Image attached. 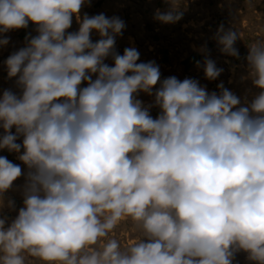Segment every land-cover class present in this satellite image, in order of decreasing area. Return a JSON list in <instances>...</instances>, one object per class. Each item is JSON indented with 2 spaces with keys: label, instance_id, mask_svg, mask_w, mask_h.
Returning <instances> with one entry per match:
<instances>
[{
  "label": "clouds",
  "instance_id": "1",
  "mask_svg": "<svg viewBox=\"0 0 264 264\" xmlns=\"http://www.w3.org/2000/svg\"><path fill=\"white\" fill-rule=\"evenodd\" d=\"M162 2L155 21L183 19ZM92 3L0 0V54L26 30L0 62V264H264V39L242 58L221 23L212 39L251 87L209 90L121 54L125 21ZM194 51L216 81L207 44Z\"/></svg>",
  "mask_w": 264,
  "mask_h": 264
},
{
  "label": "rangeland",
  "instance_id": "2",
  "mask_svg": "<svg viewBox=\"0 0 264 264\" xmlns=\"http://www.w3.org/2000/svg\"><path fill=\"white\" fill-rule=\"evenodd\" d=\"M130 1L132 2V9H133V11L135 13H137V12L140 13L141 12L140 15L143 18L142 23L143 22L144 23L143 24L142 23L140 24L141 25V27H139L140 29L137 27L136 23H133L131 25L133 27L128 26L129 28H127V26H126V29L124 30L123 34L124 35H127V37L126 36H122L121 38L120 37L117 38V41L119 40L117 42L118 43L117 44V50L121 54L123 53V49H124L122 47H127V43H128V41H129V39L131 37L130 35H132V37H133L134 36L133 34H135V36L133 38L140 37V38H142V42H143V44H142L143 50H141V52H140V54H141V60L142 61L155 60V62L157 64H159V66H160L161 73H162V77H167V76H170V75H175L178 78L183 79L185 77H191L192 76V78H196V79H199L200 81H202L201 82L202 84H206L208 86V89L209 90H216V85L218 83H220L221 81H223L225 87H227V88H229L231 90L235 89L233 91H235L238 95H240L241 92H243V91L245 92V89H247L248 86L249 87L251 86L250 81H248V82L245 81L243 83L240 80V78H241L240 75H244L245 74V70L243 69V67H237V69H236V74H237L236 76H239L240 78H237L235 80L236 81L239 80L240 83H239V81L235 82V80H232L233 82L232 83H229L228 82L229 79L226 78L223 74L216 81L209 82V81L205 80L204 79V76H202L203 75L202 70L197 69L195 67V64H194V59L195 60H202L203 57L201 55H199L196 51H194V46L192 47V45H195V47L199 48L201 45H204L206 43L207 44V47L209 48L210 53H211L210 54V58L213 59V60H215L216 63H217V66L223 68L225 71L228 70V69H230V67L232 65L240 64L241 61H237L234 58H231V57H228V56L222 54L220 52V50H219V47H218L216 41L214 39H212V37L215 35V33L217 31V28H218V26L221 23L224 24L225 29L231 28L232 30L237 31V33L240 36V39H238V41L236 42V43H238V44H236V47L239 49L240 55L243 58L247 54V50H248L247 49V45L251 44L252 42H254V41L258 40V39H264V35H263V33H264V2L263 1L264 0H201V1L200 0H196V1L195 0H179V7H180V10L184 11V16H183V19L181 21H179L178 23H176L174 25H163V24H160L159 22L155 21L153 19V17H152V16H154L153 14L155 13L156 8H159L161 10H164V9H166L168 7V5L165 4V3H163L162 0H150V2L152 1L150 3L152 5L147 4V3H149V0H138V1L137 0H134V1L133 0H130ZM183 1L185 2V4L183 3ZM125 2H126V0H93L92 6L89 7V8H85L84 11H87L90 15H94V14L100 13V11H101V12H104L105 14H107V15L110 14V16L117 15V16L120 17V16H122L119 13L120 12V8L121 7H124ZM145 3H146V5H145ZM199 4H200V6H199ZM115 5H116V7H115ZM118 5L120 6V8H119ZM202 5H203V7H202ZM143 6L144 7L147 6V7L144 8ZM193 6H194V8H193ZM139 7H141V8H139ZM198 8L199 9L201 8V9L198 10ZM144 9H146V10H144ZM111 10L114 11V12H112ZM201 10H203V11H201ZM92 11H93V13H92ZM204 11L206 13H204ZM202 13H203L204 16L205 15L206 16L205 17H202L203 16ZM197 14H198V16H200V18L197 16ZM228 14H230V15H228ZM245 17H247V18L245 19ZM209 18H211L210 21H209ZM196 19H197V22L202 20L201 23H199V22L197 23L196 22ZM203 19L206 21V23H204L205 21ZM144 20H146V21H144ZM234 20H235V22H234ZM192 22H194L193 25H191ZM207 22L210 23V24L208 25ZM233 22H234V24L231 25ZM247 22H249V24H247ZM229 23H231V24L229 25ZM235 25H237V26H235ZM240 25H241V27H240ZM73 26L74 27H73L72 30H75L76 27H77L75 25V23L73 24ZM182 27L183 28L185 27V28L183 29ZM237 27H239V28H237ZM246 28H247V30H245ZM128 29L130 30V32H129ZM29 30H31V26H30V29ZM143 30H145V31H143ZM190 30H191V33H189ZM204 30H205V32H204ZM244 31L246 33H244ZM13 32H11V33L8 34L11 37V39H12L11 40L12 45H9L8 46V48H7V50H8L7 55L10 53V50L11 49L14 50L15 47L16 48H19V46L20 45L23 46V43H24V37H25L26 30H18V32L17 31H13ZM197 32L198 33L201 32V33L198 34ZM239 32H241V33H239ZM255 32H256V34H255ZM206 33H207V35H206ZM140 34L142 36H139ZM250 36H251V38H250ZM197 37H199L200 39L197 38ZM124 40H126V41H124ZM173 40H174V42H173ZM153 42H155V43H153ZM196 42H198V43H196ZM153 45H154V47H153ZM13 46H15V47L13 48ZM149 46H151V49L149 48ZM147 52L149 54H151L153 57L156 56V58H152L151 55H149ZM6 56L3 57V58H0V62H2V60L4 58H6ZM225 59H227V60H225ZM173 60H174V62L177 61V63L175 64L173 62ZM226 61H230V63H226ZM179 65L181 66L180 67L181 69L183 68L182 70L179 68ZM165 66H166V68H165ZM167 67H169L170 69L169 68L167 69ZM0 68H1L0 70L3 72L4 70L2 69V67H0ZM174 68H175V71H174ZM167 70L168 71L169 70L170 71L172 70L174 72L171 73L172 71L171 72L170 71L168 72ZM1 71H0V74H2V75H0V80H1L0 81L1 82L0 83V87H10L12 82L11 81H8L6 79V72H3L2 73ZM241 72L244 73V74H242ZM245 83H247V85ZM244 92L241 95H243ZM9 158L12 159L11 156ZM15 194H17V195H15ZM7 195L10 196V197H12V198H14L17 201V205L20 204V196H19V193L18 192H16V191H10ZM116 236H117V238H119V235L118 234ZM237 261H238V264H247V261L245 259V255L243 253H241V254H239L237 256ZM39 262L40 261L35 260V264H40Z\"/></svg>",
  "mask_w": 264,
  "mask_h": 264
},
{
  "label": "bare ground",
  "instance_id": "3",
  "mask_svg": "<svg viewBox=\"0 0 264 264\" xmlns=\"http://www.w3.org/2000/svg\"><path fill=\"white\" fill-rule=\"evenodd\" d=\"M134 1V0H133ZM138 1V0H137ZM196 1V0H195ZM201 1V0H200ZM120 2V1H119ZM124 2V1H123ZM152 2V1H151ZM150 2V0H149V3H147V4H150L151 3ZM262 2V1H261ZM264 2V1H263ZM137 3V2H136ZM154 3V2H153ZM183 3L185 4V2L183 1ZM188 3V2H187ZM193 4V3H192ZM203 4V3H202ZM113 5V4H112ZM122 5V4H121ZM134 5V4H133ZM145 5H146V3H145ZM150 5H152V4H150ZM205 5V4H204ZM110 6V5H109ZM119 6V5H118ZM199 6H200V4H199ZM105 7V6H104ZM115 7H116V5H115ZM144 7V6H143ZM147 7V6H146ZM146 7H144V8H146ZM202 7H203V5H202ZM201 7V8H202ZM119 8H120V6H119ZM136 8V7H135ZM139 8H141V7H139ZM150 8V7H149ZM154 8V7H153ZM193 8H194V6H193ZM200 8V9H201ZM110 9V8H109ZM114 9V8H113ZM137 9V8H136ZM152 9V8H151ZM157 9V8H156ZM199 8H198V10H200ZM206 9V8H205ZM85 10V9H84ZM90 10V9H89ZM144 10H146V9H144ZM193 10V9H192ZM207 10V9H206ZM205 10V11H206ZM112 11V10H111ZM119 11V10H118ZM153 11V10H152ZM151 11V12H152ZM201 11H203V10H201ZM204 11V13H206ZM257 11V10H256ZM101 12V11H100ZM112 12H114V11H112ZM263 12V11H262ZM92 13H93V11H92ZM108 13V12H107ZM122 16H120V18L121 19H123L124 21H125V23H126V26H127V28H129L128 26H131L133 23H136V25H137V27L139 28V27H141V23H142V21H143V18H142V16L140 15V13L139 12H137V13H135L134 11H133V9H132V2L130 1V0H126V2H125V4H124V7H121L120 8V12H119ZM143 13V12H142ZM208 13V12H207ZM221 13V12H220ZM257 13V12H256ZM200 14V13H199ZM259 14V13H258ZM109 16H110V14H108ZM154 15V14H153ZM202 15H203V13H202ZM228 15H230V14H228ZM197 16H198V14H197ZM206 16V15H205ZM204 15L202 16V17H205ZM208 16V15H207ZM144 17V16H143ZM153 17V16H152ZM194 17V16H193ZM196 17V16H195ZM199 18H200V16H198ZM211 17V16H210ZM231 17V16H230ZM247 17H245V19H246ZM254 18V17H253ZM146 19V18H145ZM210 19L211 18H209V21H210ZM232 19V18H231ZM148 20V19H147ZM191 20V19H190ZM199 20V19H198ZM204 20V19H203ZM207 20V19H206ZM144 21H146V20H144ZM150 21V20H149ZM202 21V20H201ZM201 21H198L199 23H201ZM205 21V20H204ZM229 21V20H228ZM196 22H197V19H196ZM197 22V23H198ZM230 22V21H229ZM234 22H235V20H234ZM234 22L231 24V23H229V25L231 24V25H233L234 24ZM144 23V22H143ZM142 23V24H143ZM148 23V22H147ZM193 23L194 22H192L191 23V25H193ZM196 23V24H197ZM204 23H206V21L204 22ZM208 23V22H207ZM154 24V23H153ZM185 24V23H184ZM210 23H208V25H209ZM247 24H249V22H247ZM253 24V23H252ZM155 25V24H154ZM164 25V24H163ZM201 25V24H200ZM206 25V24H205ZM145 26V25H144ZM157 26V25H156ZM155 26V27H156ZM235 26H237V25H235ZM239 26V25H238ZM74 27V26H73ZM131 27H133V26H131ZM153 27V26H152ZM151 27V28H152ZM193 27V26H192ZM199 27V26H198ZM211 27V26H210ZM232 27V26H231ZM240 27H241V25H240ZM245 27V26H244ZM252 27V26H251ZM136 28V27H135ZM144 28V27H143ZM163 28V27H162ZM183 28V27H182ZM185 28V27H184ZM183 28V29H184ZM191 28V27H190ZM228 28V27H227ZM237 28H239V27H237ZM248 28V27H247ZM247 28L245 29V30H247ZM132 29V28H131ZM140 29V28H139ZM155 29V28H154ZM182 29V30H183ZM201 29V28H200ZM208 29V28H207ZM129 30V29H128ZM209 30V29H208ZM251 30V29H250ZM143 31H145V30H143ZM185 31V30H184ZM196 31V30H195ZM194 31V32H195ZM210 31V30H209ZM241 31V30H240ZM18 32V31H17ZM129 32H130V30H129ZM140 32V31H139ZM193 32V31H192ZM204 32H205V30H204ZM213 32V31H212ZM237 32V31H236ZM242 32V31H241ZM241 32H239V33H241ZM253 32V31H252ZM261 32V31H260ZM14 33V32H13ZM142 33V32H141ZM146 33V32H145ZM164 33V32H163ZM175 33V32H174ZM189 33H191V30H190V32ZM198 33V32H197ZM201 33V32H200ZM200 33H198V34H200ZM243 33V32H242ZM244 33H246L245 31H244ZM254 33V32H253ZM139 34V33H138ZM137 34V35H138ZM183 34V33H182ZM214 34V33H213ZM252 34V33H251ZM250 34V35H251ZM255 34H256V32H255ZM130 35V34H129ZM134 36H135V34H133ZM192 35V34H191ZM194 35V34H193ZM206 35H207V33H206ZM205 35V36H206ZM245 35V34H244ZM258 35V34H257ZM263 35H264V33H263ZM15 36V35H14ZM123 36H126L127 37V35H124L123 34ZM131 36V37H130ZM129 37H130V39H129V41H128V43H127V47H129V46H135L138 50H139V52H141V50H143V47H142V44H143V42H142V38H140V37H138V38H133L132 37V35H130ZM139 36H142L141 34L139 35ZM243 36V35H242ZM241 36V37H242ZM137 37V36H136ZM146 37V36H145ZM177 37V36H176ZM190 37V36H189ZM253 37V36H252ZM95 38V37H94ZM121 38V37H120ZM191 38V37H190ZM193 38V37H192ZM196 38V37H195ZM197 38H199V37H197ZM250 38H251V36H250ZM200 39V38H199ZM203 39V38H202ZM12 40V39H11ZM127 40V39H126ZM126 40H124V41H126ZM176 40V39H175ZM207 40V39H206ZM242 40V39H241ZM240 40V41H241ZM119 41V40H118ZM117 41V42H118ZM122 41V40H121ZM208 41V40H207ZM151 42V41H150ZM173 42H174V40H173ZM199 42V41H198ZM198 42H196V43H198ZM201 42V41H200ZM203 42V41H202ZM124 43V42H123ZM153 43H155V42H153ZM166 43V42H165ZM193 43V42H192ZM18 44V43H17ZM118 44V43H117ZM190 44V43H189ZM194 44V43H193ZM202 44V43H201ZM236 44H238V43H236ZM10 45H12V43L10 44ZM125 45V44H124ZM166 45V44H165ZM188 45V44H187ZM192 45V44H191ZM190 45V46H191ZM200 45V44H199ZM16 46V45H15ZM15 46H13V48L15 47ZM18 46V45H17ZM121 46V45H120ZM152 46V45H151ZM151 46H149V48L151 49ZM193 46H195V45H192V47ZM19 47H21V45L19 46ZM153 47H154V45H153ZM152 47V48H153ZM8 48V47H7ZM7 48L6 49H4V51H3V53L2 54H0V58H3V57H5L6 55H7V53H8V50H7ZM16 48V47H15ZM122 48H125V47H122ZM197 48V47H196ZM168 49V48H167ZM190 49V48H189ZM209 49V48H208ZM12 50V49H11ZM11 50H10V52H11ZM178 50V49H177ZM212 50V49H211ZM121 51V50H120ZM146 51V50H145ZM144 51V52H145ZM162 51V50H161ZM175 51V50H174ZM170 52V51H169ZM146 53V52H145ZM148 53V52H147ZM182 53V52H181ZM149 54V53H148ZM147 54V55H148ZM158 54V53H157ZM191 54V53H190ZM211 54V53H210ZM213 54V53H212ZM149 55H151V54H149ZM179 55V54H178ZM217 55V54H216ZM151 57L152 58H156V56L155 57H153L152 55H151ZM162 57V56H161ZM173 57V56H172ZM159 59V58H158ZM171 59V58H170ZM148 60V59H147ZM225 60H227V59H225ZM158 62V61H157ZM161 62V61H160ZM172 62V61H171ZM173 62H174V60H173ZM225 62V61H224ZM175 64L177 63V61L176 62H174ZM223 63V62H222ZM161 65V64H160ZM167 65V64H166ZM174 65V64H173ZM230 65V64H229ZM177 66V65H176ZM170 67V66H169ZM169 67H167V69L169 68ZM181 66L179 65V68H180ZM165 68H166V66H165ZM231 68V67H230ZM1 69V68H0ZM170 69V68H169ZM181 69V68H180ZM179 69V70H180ZM183 69V68H182ZM181 69V70H182ZM244 69V68H243ZM1 71V70H0ZM168 71V70H167ZM170 71V70H169ZM168 71V72H169ZM172 71V70H171ZM170 71V72H171ZM174 71H175V68H174ZM174 71H172L171 73H173ZM178 71V70H177ZM2 72V71H1ZM4 72V71H3ZM2 72V73H3ZM165 72V71H164ZM199 72V71H198ZM203 72V71H202ZM243 72V71H242ZM241 72V73H242ZM177 73V72H176ZM166 74V73H165ZM170 74V73H169ZM182 74V73H181ZM196 74V73H195ZM194 74V75H195ZM198 74V73H197ZM242 74H244V73H242ZM0 75H2V74H0ZM193 75V74H192ZM200 75V74H199ZM223 75L226 77V78H228L229 80L231 79V80H235V79H237V78H240L239 76H236L237 74H236V71H235V73L233 74L231 71H230V69H228V70H224V72H223ZM203 76V75H202ZM240 76H242V75H240ZM192 77V76H191ZM241 80V79H240ZM1 81V80H0ZM228 81V80H227ZM237 81H239V80H237ZM236 80H235V82H237ZM202 82V81H201ZM206 82V81H205ZM213 82V81H212ZM229 82V81H228ZM246 82H248V81H246ZM1 83V82H0ZM239 83H240V81H239ZM244 83V82H243ZM4 84V83H3ZM237 84V83H236ZM246 85H247V83H245ZM244 84V85H245ZM238 85V84H237ZM236 85V86H237ZM3 86V85H2ZM239 86V85H238ZM208 87V86H207ZM234 87V86H233ZM232 87V88H233ZM249 87V86H248ZM247 87V88H248ZM251 87V86H250ZM237 88V87H236ZM214 89V88H213ZM233 90H235V89H233ZM238 90V89H237ZM246 90V89H245ZM244 92V91H243ZM243 92H241V94L243 93ZM240 94V93H239ZM240 94V95H241ZM15 195H17V194H15ZM17 197V196H16ZM19 198V197H18ZM132 228H133V225H132V223H131V221H128V222H122L116 229H115V233H116V235L118 234L119 235V238H120V240H121V242H124V243H126V241H127V239H130V238H134L135 237V235H136V233H134L133 231H132ZM40 263V262H39Z\"/></svg>",
  "mask_w": 264,
  "mask_h": 264
}]
</instances>
